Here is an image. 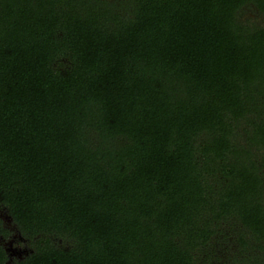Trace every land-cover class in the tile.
I'll return each instance as SVG.
<instances>
[{"label": "trees", "instance_id": "1", "mask_svg": "<svg viewBox=\"0 0 264 264\" xmlns=\"http://www.w3.org/2000/svg\"><path fill=\"white\" fill-rule=\"evenodd\" d=\"M1 211L0 264H264V0H0Z\"/></svg>", "mask_w": 264, "mask_h": 264}, {"label": "rangeland", "instance_id": "2", "mask_svg": "<svg viewBox=\"0 0 264 264\" xmlns=\"http://www.w3.org/2000/svg\"><path fill=\"white\" fill-rule=\"evenodd\" d=\"M0 215H1V217L4 218L5 223H6L5 225L8 228H10V230L12 231V233L10 234L9 237H7V238L1 237L0 242H2V244L4 246H6L7 248L13 249L14 252L16 251L17 254H20L19 258H22V252H26V248L22 247V246H20L21 248H19L18 247L19 245L16 243V239L20 238L18 231L16 230L15 226L12 225L11 220L8 218V216L4 212L1 211ZM12 262H13L12 260H9L6 264H12Z\"/></svg>", "mask_w": 264, "mask_h": 264}, {"label": "flooded vegetation", "instance_id": "3", "mask_svg": "<svg viewBox=\"0 0 264 264\" xmlns=\"http://www.w3.org/2000/svg\"><path fill=\"white\" fill-rule=\"evenodd\" d=\"M18 247L21 248L20 245ZM7 250L10 251V257H12V256H18L19 257V255H20V254H17L16 251L14 252L13 249H11V248H7Z\"/></svg>", "mask_w": 264, "mask_h": 264}]
</instances>
